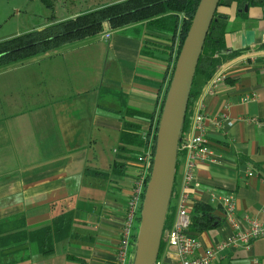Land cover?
I'll return each mask as SVG.
<instances>
[{
  "label": "crops",
  "instance_id": "1",
  "mask_svg": "<svg viewBox=\"0 0 264 264\" xmlns=\"http://www.w3.org/2000/svg\"><path fill=\"white\" fill-rule=\"evenodd\" d=\"M218 10L229 18L227 48L239 54L222 64L226 81L203 98L216 162L197 168L191 206L210 204L219 223L198 233V254L234 232L214 195H233L239 218L264 222V35L243 48L245 32L236 40L229 32L238 4ZM250 16L263 18L264 7H249ZM106 27L55 54L0 68V264L117 263L140 157L160 119L178 38L150 22ZM182 180L180 157L173 223ZM65 212L72 216L70 234L55 241L52 252L18 241L19 232L44 228ZM256 261L264 264L263 239L223 250L211 264Z\"/></svg>",
  "mask_w": 264,
  "mask_h": 264
},
{
  "label": "trees",
  "instance_id": "2",
  "mask_svg": "<svg viewBox=\"0 0 264 264\" xmlns=\"http://www.w3.org/2000/svg\"><path fill=\"white\" fill-rule=\"evenodd\" d=\"M43 1L48 7H54L55 0ZM199 2L200 0H122L97 7L75 17L52 21L43 28L33 29L0 41V68L23 62L33 57L55 54L65 46L103 34L107 25L111 30L121 29L141 22L165 26L174 40L178 38V45L175 56L172 54L169 58L170 74L161 103L162 112L175 67V59L188 33ZM234 2L238 4V15L243 18L248 17V12L245 11L246 5H249V7H264V0H220L218 7L222 5L228 6ZM228 19V16L219 12L217 8L197 66L183 123V132L190 126L194 105L201 94L203 85L211 79L220 65L229 58L239 54V51L230 50L226 45L225 35ZM262 47H264V44ZM158 123L159 120L156 123V129L158 128ZM153 146L154 150L155 145ZM179 162L180 154H178L177 168ZM175 195L176 188L174 184L164 231L173 226L171 216L175 212L173 205ZM71 221V213L65 212L58 216L50 225L35 231L19 232L16 237L18 241L37 242L41 252L47 254L53 251L55 241L64 239L70 234ZM218 223L215 210L210 204L196 202L191 211L189 233L198 237V233L211 229L217 226ZM2 240L3 238H0V244ZM164 245L162 240L160 252L164 249Z\"/></svg>",
  "mask_w": 264,
  "mask_h": 264
},
{
  "label": "built area",
  "instance_id": "3",
  "mask_svg": "<svg viewBox=\"0 0 264 264\" xmlns=\"http://www.w3.org/2000/svg\"><path fill=\"white\" fill-rule=\"evenodd\" d=\"M110 34H106L109 38ZM227 74L223 65H220L214 75L209 79L200 96L195 102L191 116L189 132L182 134L179 144V154L182 158L183 180L178 195L176 217L173 226L163 234L164 249L159 252L155 264H211L215 257L229 248L240 245L250 246L255 240H264V222L258 218L246 215L243 218L237 216L235 197L231 194L216 196L212 201L218 200L225 213V221L233 228L231 236L219 242L216 247L207 250L204 254H198L200 242L198 237L189 233L191 225V188L195 182L196 170L200 164L216 162L214 149L206 135L203 113V98L206 94L214 93L216 89L226 81ZM156 127L149 146L144 155L140 157L141 171L136 179L133 193L128 203L127 214L122 227V238L116 264H128L129 255L135 240V226L144 192L149 181L151 166L153 163L154 139L156 140ZM258 264V261H256Z\"/></svg>",
  "mask_w": 264,
  "mask_h": 264
},
{
  "label": "water",
  "instance_id": "4",
  "mask_svg": "<svg viewBox=\"0 0 264 264\" xmlns=\"http://www.w3.org/2000/svg\"><path fill=\"white\" fill-rule=\"evenodd\" d=\"M220 0H200L177 56L158 123L151 173L135 226L128 264H155L173 195L183 123L203 47ZM249 5L245 6L248 12ZM243 48L256 44V32L242 35ZM264 42V41H263Z\"/></svg>",
  "mask_w": 264,
  "mask_h": 264
},
{
  "label": "rangeland",
  "instance_id": "5",
  "mask_svg": "<svg viewBox=\"0 0 264 264\" xmlns=\"http://www.w3.org/2000/svg\"><path fill=\"white\" fill-rule=\"evenodd\" d=\"M119 1L122 0H55L54 7L50 8L43 0H0V41L43 28L52 21L63 20L69 15ZM247 30H254L257 39H260L264 35V16H238L229 26L230 35L235 40L239 33ZM130 256L132 258L133 254Z\"/></svg>",
  "mask_w": 264,
  "mask_h": 264
}]
</instances>
